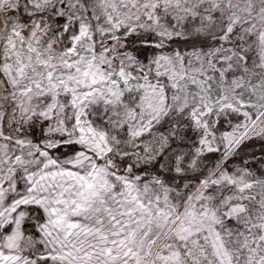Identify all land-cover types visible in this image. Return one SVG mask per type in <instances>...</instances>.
<instances>
[{
  "label": "snow or ice",
  "instance_id": "1",
  "mask_svg": "<svg viewBox=\"0 0 264 264\" xmlns=\"http://www.w3.org/2000/svg\"><path fill=\"white\" fill-rule=\"evenodd\" d=\"M0 264H264V0H0Z\"/></svg>",
  "mask_w": 264,
  "mask_h": 264
}]
</instances>
